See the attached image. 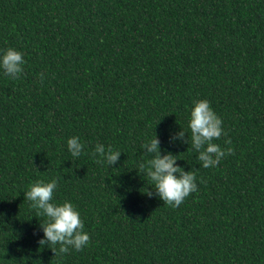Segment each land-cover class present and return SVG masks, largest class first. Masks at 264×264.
<instances>
[{
    "label": "trees",
    "instance_id": "16d2710c",
    "mask_svg": "<svg viewBox=\"0 0 264 264\" xmlns=\"http://www.w3.org/2000/svg\"><path fill=\"white\" fill-rule=\"evenodd\" d=\"M9 48L25 64L17 79L0 67V264H264V0H0ZM199 100L235 153L207 169L190 140ZM181 130L188 144L170 142ZM155 135L196 175L179 207L138 171ZM53 179L52 202L90 236L82 251L39 244L47 217L24 194Z\"/></svg>",
    "mask_w": 264,
    "mask_h": 264
},
{
    "label": "clouds",
    "instance_id": "9594fccd",
    "mask_svg": "<svg viewBox=\"0 0 264 264\" xmlns=\"http://www.w3.org/2000/svg\"><path fill=\"white\" fill-rule=\"evenodd\" d=\"M24 64L23 54L15 49L9 48L0 56V67L12 79H17L22 74ZM189 128L191 148L198 153L197 159L203 168L216 167L223 158L235 154L232 147L222 149L213 142L226 133L221 118L213 111L209 101L199 100L194 104L190 113ZM185 134L186 132L181 130L170 142L180 139L182 143L188 144L189 137L185 140ZM225 143L230 145L231 140ZM159 145L160 140L156 135L150 142L142 145L146 153L153 154V158L147 161V164L140 163L138 171L140 174L146 172L154 185V189H151L164 204L173 208L179 207L191 193L197 191L196 175L177 165V155L171 152L161 155ZM83 149L84 144L78 137L68 139L67 150L72 157L79 158ZM96 154L101 158L98 163L106 161L112 167L119 161L121 152L113 151L110 146L106 150L103 144H97L94 155ZM57 187L56 179L47 183L37 181L24 194V198L31 202L30 207L36 210L37 216L47 217L46 222L41 224L44 237L39 244L50 246L55 256L67 254L70 250L82 251L90 243V236L84 231V223L74 205L67 201L62 205L52 202ZM146 194L152 197L153 191L147 190Z\"/></svg>",
    "mask_w": 264,
    "mask_h": 264
}]
</instances>
